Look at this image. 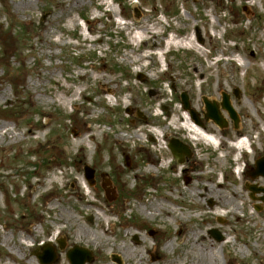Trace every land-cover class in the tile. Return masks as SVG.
<instances>
[{"label":"rangeland","instance_id":"obj_1","mask_svg":"<svg viewBox=\"0 0 264 264\" xmlns=\"http://www.w3.org/2000/svg\"><path fill=\"white\" fill-rule=\"evenodd\" d=\"M172 85L179 96L190 90L194 111L205 92L219 101L224 93L238 115L231 138H194L186 173L168 151L174 133L192 141ZM2 125L0 264H39L46 245L53 264H68L73 246L91 252V264H123L116 246L140 264L178 262L176 220L198 245L212 242L201 254L218 264H263L264 202L248 189H264V178L246 172L264 155V0H0ZM243 133L253 146L240 159ZM84 166L94 171L91 187ZM233 193L243 201L224 221L215 212ZM170 210L174 220L163 214ZM61 211L72 224H59ZM78 226L91 231L90 245L78 241Z\"/></svg>","mask_w":264,"mask_h":264},{"label":"bare ground","instance_id":"obj_2","mask_svg":"<svg viewBox=\"0 0 264 264\" xmlns=\"http://www.w3.org/2000/svg\"><path fill=\"white\" fill-rule=\"evenodd\" d=\"M189 44H192L189 41ZM3 98V96H2ZM183 122V120H182ZM189 125V122H188ZM7 126L6 125H2L0 127V131L5 129ZM186 129L188 130V133L191 136V140H194V138L198 135H202V137H199V139L201 140L203 137H206V135L203 134V132L195 127H193L192 125H190V127L186 126ZM212 138V137H211ZM207 138L209 140H212L214 138ZM91 139H93V136L91 137ZM123 138L120 139V141ZM200 140H196V141H200ZM213 141V140H212ZM234 179L235 181H240V173H238L237 175H234ZM109 191L111 192V189H109ZM174 201H179V199L177 198H173ZM243 201V197L237 195L236 193H233L232 199H223L221 200L219 206L217 207V210L215 212V215L218 218L223 219L224 221L226 220V218L229 216H234L236 217L238 209L236 206V203L238 202H242ZM90 205V208H92L90 210V214L93 216V219H95V221H97L98 225H97V231H99L103 237L105 238H111L113 236V232L109 231V229H105L103 228L102 225L99 224V220H102L100 218V216L97 214L96 211L101 212L99 210L98 207H96L93 203H88ZM194 205H196L195 203H193ZM245 204V203H244ZM231 205L233 206V210H229V207ZM249 205V204H247ZM151 210L154 212V214H157V210L155 207L150 206ZM147 212V210L145 208L141 209V212ZM175 213V210H170V211H164V215L166 216V218H169L170 220H174V218L171 217L172 214ZM103 217H105V214ZM147 216L153 215L152 213H150L149 215L146 214ZM73 222L71 221V218L68 214L65 213V211H61L60 213V218H59V224L65 225V224H72ZM176 224L178 226V230L176 233V241H177V250L179 251V256H178V262H171L169 264H179L181 262L182 258L183 260H187V264H218V258L216 255H208L207 257L202 255V250L204 249L205 251L207 250H213L215 248V246L212 244V242H209V246H200L198 245V240H201L202 242V238H198L196 233L191 230V229H186L183 228L182 223L179 220H176ZM63 230H65V227H62ZM126 232H128V230H126ZM75 233L78 236V241L85 243L86 245H90L93 242V235L91 234V231H89L88 229H86L84 226H78L77 229L75 230ZM227 236H234V233L232 231H230V233ZM226 236V237H227ZM92 239V241H91ZM264 239V237H263ZM7 242L8 239L5 238L3 241V246L7 247ZM148 242V240H145L144 242H142L143 244H146ZM174 240L169 241L164 249L165 250H173L174 249ZM230 244L229 241H227V238L223 240V242L221 244H219V248L222 249L223 247H228ZM208 248V249H206ZM151 251L155 252V248L153 247L151 249ZM245 251H248L247 248H245ZM115 256L118 257H122L123 259V264H140V260H139V256L136 253H132V252H128L127 249L122 248V247H113V253ZM202 256L204 257V259L202 258ZM260 257H262L264 259L263 254H259ZM138 258V260H137ZM223 258V257H222ZM137 260V261H136ZM264 264V261H263Z\"/></svg>","mask_w":264,"mask_h":264},{"label":"flooded vegetation","instance_id":"obj_3","mask_svg":"<svg viewBox=\"0 0 264 264\" xmlns=\"http://www.w3.org/2000/svg\"><path fill=\"white\" fill-rule=\"evenodd\" d=\"M172 91H173L172 101L174 103L180 104L182 111H185L184 110L185 106L183 105L181 95L180 96L178 95L177 88L174 85H172ZM184 95H185V99H186L185 104L188 107V110L194 112L193 119H191L189 116V120L193 124L196 123L195 125L199 127V130H201L204 135L207 133L214 132V134L216 133V136L218 135L220 137L222 134L224 136L231 138L230 134L237 132L238 115L236 114V121L237 122L235 124L233 122V120L230 119L228 113L222 108V103H223L222 97L224 96V97H226V100L229 103V105H231V107L235 111L233 105L231 104L229 96H227L223 93L221 95V100L219 101V100L211 99V97L207 96L206 92H205L204 94L201 95V109L194 111L192 108L193 107L192 106L193 97L190 94V90L188 89L186 92H184ZM233 95L236 99L238 98V93L235 94L233 92ZM207 104H209L210 106H214L216 108L218 116H220V118L222 119V123H221L222 129H220L219 126L213 122L212 118L210 117L211 113L207 110V107H206ZM235 113H236V111H235ZM180 136L181 135H178V133H174L173 135H171V138H172L171 140H173L174 142L177 143V146H175V147H177L176 150H177V153L179 155L180 162L179 161L177 162L175 159H173V161L175 162L176 165H182L183 163H185L186 167L184 165H182V166H184L182 173H186L188 167L190 166L189 163L192 160L191 156L194 154V147H192V146H194L193 143L195 141H191V143H189V142L185 143L184 141L179 139ZM224 141H229V139L227 140V138H225ZM178 146L183 147L181 149V153L179 152ZM220 146H223V148H224V145L222 143L220 144ZM187 181L189 182L190 180L188 179Z\"/></svg>","mask_w":264,"mask_h":264},{"label":"water","instance_id":"obj_4","mask_svg":"<svg viewBox=\"0 0 264 264\" xmlns=\"http://www.w3.org/2000/svg\"><path fill=\"white\" fill-rule=\"evenodd\" d=\"M224 108L227 109L229 111V113L231 114V116L233 117L232 112H230L231 109L227 106L226 102L224 103ZM207 109L212 114V111L214 110L213 107L207 106ZM212 116H213V119L216 122H218V124H220V120H219L218 116L215 115L214 111H213ZM93 175H94V171L89 169L87 166H85L84 167V176H85V179L90 186H93V184H94ZM260 176L264 177V158L256 163V170L253 172L252 178H257ZM255 192H260V190L255 191ZM262 201H263V199H262ZM59 248H60V250H62L63 245L60 244ZM42 250H43V254L37 256L40 264H53L56 262L57 258L55 256L54 249L47 246V247L43 248ZM66 258H67L69 264H85V263H92V261H93L92 254L90 252H87L86 250L78 248V247H74L73 250L69 251L66 255Z\"/></svg>","mask_w":264,"mask_h":264}]
</instances>
